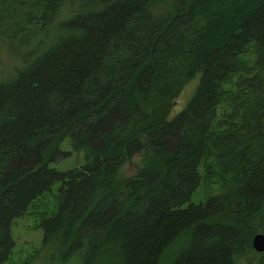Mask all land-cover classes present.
Segmentation results:
<instances>
[{
	"label": "trees",
	"instance_id": "obj_1",
	"mask_svg": "<svg viewBox=\"0 0 264 264\" xmlns=\"http://www.w3.org/2000/svg\"><path fill=\"white\" fill-rule=\"evenodd\" d=\"M0 54V264L56 181L20 264H264V0H0Z\"/></svg>",
	"mask_w": 264,
	"mask_h": 264
},
{
	"label": "rangeland",
	"instance_id": "obj_2",
	"mask_svg": "<svg viewBox=\"0 0 264 264\" xmlns=\"http://www.w3.org/2000/svg\"><path fill=\"white\" fill-rule=\"evenodd\" d=\"M3 62L5 63V60ZM194 84V80L185 84L179 96L174 100V111L178 110L183 105L185 99L192 91ZM72 164L73 157L71 156L69 159L62 160L57 164H50V166L62 170L72 166ZM58 185V181L52 183L48 191L44 192L40 197L34 200L20 218L14 220L11 226V235L14 241V246L4 264L23 263L22 260H24L34 248L38 247L41 237V231L38 226H36L38 217L41 216V213L48 214L51 212L52 194L56 191ZM200 187L201 186H198L191 194L188 202L197 203L202 200L201 190L199 191ZM186 204L187 202L182 204V207L186 206ZM24 262H26L25 264H41V259L33 257L28 258V260H25Z\"/></svg>",
	"mask_w": 264,
	"mask_h": 264
},
{
	"label": "water",
	"instance_id": "obj_3",
	"mask_svg": "<svg viewBox=\"0 0 264 264\" xmlns=\"http://www.w3.org/2000/svg\"><path fill=\"white\" fill-rule=\"evenodd\" d=\"M250 245L256 252H264V234L255 233L251 237Z\"/></svg>",
	"mask_w": 264,
	"mask_h": 264
}]
</instances>
